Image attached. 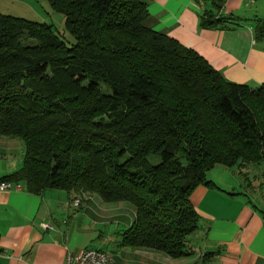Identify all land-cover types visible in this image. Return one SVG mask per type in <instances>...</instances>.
I'll return each mask as SVG.
<instances>
[{"label":"trees","instance_id":"obj_1","mask_svg":"<svg viewBox=\"0 0 264 264\" xmlns=\"http://www.w3.org/2000/svg\"><path fill=\"white\" fill-rule=\"evenodd\" d=\"M48 1L75 43L53 23L0 12V137L25 144L0 182L129 202L122 245L191 254L200 216L190 197L215 186L208 171L264 161V84L230 81L154 30L145 0ZM229 19L209 10L201 23Z\"/></svg>","mask_w":264,"mask_h":264},{"label":"crops","instance_id":"obj_2","mask_svg":"<svg viewBox=\"0 0 264 264\" xmlns=\"http://www.w3.org/2000/svg\"><path fill=\"white\" fill-rule=\"evenodd\" d=\"M145 1L154 30L197 51L230 81L264 84V35L257 30L264 22V0H224L220 10L213 0ZM209 10L233 19L205 27L201 17ZM7 138L0 137V178L18 170L25 155L22 141ZM208 173L215 186L201 184L190 197L200 216V227L189 237L192 253L178 259L122 245L121 235L136 216L126 201L108 203L98 194L84 197L57 188L35 193L23 181L20 190H0V264H65L68 252L95 248L98 227L112 221L121 227L120 241L112 249H96L120 264H264V161L217 164Z\"/></svg>","mask_w":264,"mask_h":264},{"label":"rangeland","instance_id":"obj_3","mask_svg":"<svg viewBox=\"0 0 264 264\" xmlns=\"http://www.w3.org/2000/svg\"><path fill=\"white\" fill-rule=\"evenodd\" d=\"M0 12L14 16L24 17L39 22H45V20H47V22L54 24L57 31L65 38V40L69 44H73L76 42L75 36L66 27L65 15L63 13L54 11L51 8L48 0H0ZM40 13L46 16L45 20L39 18ZM9 139H18V141H22L19 138L8 137L7 140L9 141ZM22 143H23V148L25 149L24 142L22 141ZM14 152L16 153L17 156L21 151L17 149ZM10 157L13 158L9 154H7V158ZM17 158L20 159V157ZM223 166L228 167L226 165ZM208 175L209 173H207V176ZM98 229L99 231L96 234L97 239L93 242L91 247L99 248L102 246L105 248L107 247L112 249L113 247L117 246L118 242L121 239L120 236L121 227L119 228L115 221L108 222L106 224H101L98 227Z\"/></svg>","mask_w":264,"mask_h":264},{"label":"built area","instance_id":"obj_4","mask_svg":"<svg viewBox=\"0 0 264 264\" xmlns=\"http://www.w3.org/2000/svg\"><path fill=\"white\" fill-rule=\"evenodd\" d=\"M23 188L22 181H2L0 182V190H20ZM77 203V201H76ZM44 228L51 227L44 223ZM65 264H120L116 261L111 253L102 249L82 248L76 252H68Z\"/></svg>","mask_w":264,"mask_h":264}]
</instances>
